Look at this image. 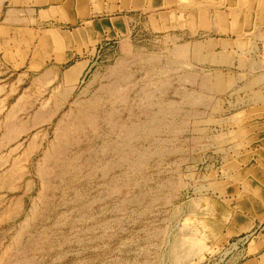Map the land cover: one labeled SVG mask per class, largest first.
Returning <instances> with one entry per match:
<instances>
[{
  "label": "rangeland",
  "instance_id": "obj_1",
  "mask_svg": "<svg viewBox=\"0 0 264 264\" xmlns=\"http://www.w3.org/2000/svg\"><path fill=\"white\" fill-rule=\"evenodd\" d=\"M263 40L264 0H0V264L249 260Z\"/></svg>",
  "mask_w": 264,
  "mask_h": 264
},
{
  "label": "crops",
  "instance_id": "obj_2",
  "mask_svg": "<svg viewBox=\"0 0 264 264\" xmlns=\"http://www.w3.org/2000/svg\"><path fill=\"white\" fill-rule=\"evenodd\" d=\"M260 48H262V52L264 53V40L259 42ZM259 64H264V58H260ZM75 69V67H74ZM73 71V70H71ZM260 179V186L262 183H264V179L259 178ZM264 189V188H263ZM262 211H264V205L261 206ZM256 213V212H255ZM259 214V216L262 217V215L260 214V212L256 213ZM260 217V218H261ZM248 252L250 255V259L247 260L246 262H244L243 264H264V228L262 229V231L259 233V235L257 236L256 240H254L248 247ZM259 256V257H257Z\"/></svg>",
  "mask_w": 264,
  "mask_h": 264
}]
</instances>
